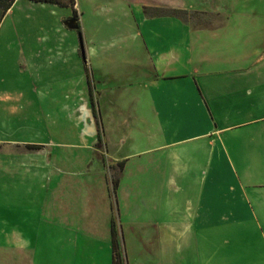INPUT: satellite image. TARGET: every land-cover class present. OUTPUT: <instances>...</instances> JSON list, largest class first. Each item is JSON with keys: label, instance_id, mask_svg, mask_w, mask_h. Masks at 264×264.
Masks as SVG:
<instances>
[{"label": "crops", "instance_id": "crops-1", "mask_svg": "<svg viewBox=\"0 0 264 264\" xmlns=\"http://www.w3.org/2000/svg\"><path fill=\"white\" fill-rule=\"evenodd\" d=\"M152 1L185 9L179 0ZM219 3L186 22L141 13L133 34L141 39L142 57L123 61L120 74L110 68L117 60L104 54L88 58L97 49L89 45L83 53L65 43L42 50L48 53L45 67L63 73L62 82L48 85L47 104L59 105L55 111L77 129L78 143L62 145L94 154L87 156L84 171H91L94 161L104 168L108 155L118 192L132 158H146L142 168L151 165L142 175L153 177L155 203L169 210V219L149 240L156 264H227V253L217 244L222 227L264 221V13H228ZM25 48L15 57L34 76V57L43 53ZM83 55V60L76 58ZM57 59L62 70L52 65ZM20 97L6 94L0 111H11L9 104ZM10 131L0 137L1 176L22 174L43 182L45 167L52 165V154H43L50 143ZM32 241L0 230V264H38L28 244Z\"/></svg>", "mask_w": 264, "mask_h": 264}, {"label": "rangeland", "instance_id": "rangeland-1", "mask_svg": "<svg viewBox=\"0 0 264 264\" xmlns=\"http://www.w3.org/2000/svg\"><path fill=\"white\" fill-rule=\"evenodd\" d=\"M74 1L77 16L71 8L22 0L0 21V108L6 107L1 104L6 94H23L9 104L11 111H0V137H8L13 130L16 137L50 143L43 154H52V165L45 167L47 175L43 182L40 178H23L22 174L16 177L0 174V223H5L0 225V230L31 236L34 241L28 244L36 253L38 264H108L113 219L124 263L156 264L154 243L149 240L160 228L159 224L169 219V210L158 208L153 193L154 179L142 175L143 170L151 171V165L142 168L146 158H132L118 192L112 187L108 155L104 158V168L94 161L91 171H84L87 156L94 154L80 147L62 145L78 143L77 129L75 123L68 124L55 111L59 105L54 104L53 109L52 104H47L48 85L62 82L63 73L54 74L55 68L45 67L48 53L42 50L44 45L65 43L79 53L80 33L83 52L87 45L97 48L90 51L88 58L104 54V58L115 59L110 68L120 74L123 61L142 57L138 54L141 39L133 33L134 20L139 23L143 7L170 8L156 5L152 0ZM179 1L185 9L178 10L187 13L180 19L182 22L193 17V13H205L213 2H220L228 13H264V0ZM72 17L77 18L80 30L64 26ZM8 46L12 50H7ZM22 47L43 53L34 57V76L24 72L28 67L15 57ZM79 57L76 58L85 59ZM52 63L54 67L59 61ZM61 67L62 63L57 70H62ZM99 107L104 128L107 123L101 103ZM135 111L139 115L140 110ZM70 158L74 161H66ZM219 233L222 236L217 244L227 253V264H264L263 220L222 227Z\"/></svg>", "mask_w": 264, "mask_h": 264}, {"label": "trees", "instance_id": "trees-1", "mask_svg": "<svg viewBox=\"0 0 264 264\" xmlns=\"http://www.w3.org/2000/svg\"><path fill=\"white\" fill-rule=\"evenodd\" d=\"M16 0H0V21L3 19V17L6 15L8 10L13 6ZM32 3H40V4H50L55 5L63 8H71L72 13L74 16H77V12L74 9L75 1L74 0H27ZM143 14L146 18H160V17H176L183 19L182 16L187 14L183 10L178 9H167V8H158V7H143ZM80 30V29H79ZM87 84L89 87V94H90V102L93 109V112H95L96 108V98L93 96L92 92V85L89 80V76L87 77ZM29 149H38L37 146H29ZM118 186V181L115 178H112V187L115 191ZM110 235H111V253H112V262L111 264H125L124 259L122 257L121 253V245L120 241L118 239V233L117 228L115 225V222L111 221L110 224Z\"/></svg>", "mask_w": 264, "mask_h": 264}, {"label": "water", "instance_id": "water-1", "mask_svg": "<svg viewBox=\"0 0 264 264\" xmlns=\"http://www.w3.org/2000/svg\"><path fill=\"white\" fill-rule=\"evenodd\" d=\"M64 26L69 29V30H75L77 31L79 29V24H78V20L75 17H72L70 19H68L67 21L64 22ZM79 38H80V48L81 51L83 53V47H82V42H81V34L79 33ZM84 57V55H83Z\"/></svg>", "mask_w": 264, "mask_h": 264}]
</instances>
